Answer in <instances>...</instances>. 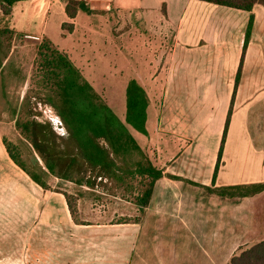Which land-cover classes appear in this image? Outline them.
Here are the masks:
<instances>
[{
	"label": "crops",
	"instance_id": "obj_1",
	"mask_svg": "<svg viewBox=\"0 0 264 264\" xmlns=\"http://www.w3.org/2000/svg\"><path fill=\"white\" fill-rule=\"evenodd\" d=\"M78 1L83 4L71 20L65 10V0H43L49 6L44 34L41 37L25 34V37H33L36 41L49 37L57 46L47 34L53 10L57 7L60 9L56 10L59 15L55 17V24L64 32L63 25L73 23L71 37L80 29L86 30L79 22L82 11L105 18H111L115 12L134 14L142 27L172 30L174 45L170 58L173 65L165 74V91L179 100H169L167 107L174 109L182 119L192 109L198 115L203 107V119L193 117L189 124H178L181 121L178 117L168 119L174 125L169 128L170 134L194 142L179 152L158 153L159 167L166 175L179 180L168 177L159 180L149 206L144 210L137 206L143 214L141 220L130 222H112V213L95 208L87 213L89 220L75 221L63 192L53 189L58 182L76 184L51 175L28 143L32 154L30 164L23 152L17 151L26 168L51 188L45 190L11 158L0 128V264H144L148 251L155 261L159 253L162 255L158 264H165L166 258L171 257L173 262L188 258L201 264L203 260L207 264H222L225 258L230 261L242 244L250 247L263 241L264 192L241 199L222 198L207 194L206 188L264 183V6L256 4L248 12L199 0ZM23 2L13 7L7 18L8 25ZM251 15L254 21L245 49ZM92 29H88L92 33L84 37L90 45L104 44L105 48H111V37L101 34L105 28ZM61 50L75 65V61L84 60L75 53L72 42L66 50ZM92 50H95L93 59L100 58L96 49ZM108 53L111 55L105 49V54ZM79 69L84 75L83 68ZM196 76L203 78L199 80ZM139 78L136 77L147 90V85ZM91 84L97 90L96 84ZM186 92H203V101L192 100V95L190 99H180ZM232 102L233 113L213 183ZM154 107L150 100L148 135L133 132L137 141L153 136L150 123ZM160 130L166 132L164 128ZM65 134L66 131L62 136ZM154 153L149 154L152 161H155ZM98 192L105 197L122 199ZM84 202L82 198L77 200L79 212ZM106 215L108 222L98 221ZM192 244L199 258L198 254L196 258L193 256ZM177 247H181L180 255Z\"/></svg>",
	"mask_w": 264,
	"mask_h": 264
},
{
	"label": "trees",
	"instance_id": "obj_2",
	"mask_svg": "<svg viewBox=\"0 0 264 264\" xmlns=\"http://www.w3.org/2000/svg\"><path fill=\"white\" fill-rule=\"evenodd\" d=\"M29 0H0V17L11 15L13 7ZM220 6L251 12L256 4L264 6V0H199ZM66 13L73 20L81 5L78 0H65ZM1 19V18H0ZM254 17L251 15L245 49L248 45ZM8 26V25H7ZM0 27V113H12L17 131L32 145L49 173L54 176L86 186L101 189L108 196L126 198L133 196L141 210L148 207L155 186L166 175L164 170L154 164L133 132L148 135V109L150 99L147 90L136 78H131L126 87V113L122 120L110 107L101 94L85 78L82 71L73 63L67 53L59 49L49 38H43L37 46L33 65L30 95L13 110V102L8 93L12 83L11 75L4 76L12 53L14 31ZM63 29L71 33L73 23H65ZM241 67L237 75V84ZM33 94V96H32ZM37 103L50 107L61 120L66 134L56 135L46 123L33 118ZM39 105V104H38ZM233 113V102L227 115L225 131L218 154L213 183H215L226 142L227 129ZM11 158L26 171L31 178L45 190H51L41 182L37 174L30 172L21 161L17 147L5 140ZM210 194L225 198H246L264 192V183L209 188ZM69 210L77 220V200L68 193ZM130 222V221H122ZM234 254L230 264H264V240L253 246H241Z\"/></svg>",
	"mask_w": 264,
	"mask_h": 264
},
{
	"label": "rangeland",
	"instance_id": "obj_3",
	"mask_svg": "<svg viewBox=\"0 0 264 264\" xmlns=\"http://www.w3.org/2000/svg\"><path fill=\"white\" fill-rule=\"evenodd\" d=\"M37 1L38 0H34L30 3H20L9 25L5 18L0 17V27L8 25L7 28L14 31L12 39V56L7 67L3 71L4 76L10 74L12 78V84L8 88V93L13 102V110L17 106H20L24 98L30 95V90L34 89L32 85L33 65L37 55V46L42 40L36 41L33 37L32 39H28L25 37V34L39 37L44 34V25L48 17L49 9L48 3L45 4L43 0L42 2ZM57 9L59 10L60 8L57 7ZM57 9L54 8L51 21H49L47 30L48 36H52L57 42V46L63 50H66L69 42H72L75 53L84 57V60L80 63L75 61L76 65L81 69L83 68L85 78L91 83L96 84L97 92L103 96L106 102L122 120L126 113V86L129 80L133 77H140L139 79L147 85V94L155 106L153 108V113L151 115L152 121L150 123V128L151 125H153L154 131L152 133L153 136L141 137L138 139V142L145 153L148 151L149 154H151L152 151H155L153 155L155 161L153 162L156 166L159 167V162L156 161L158 160V153L164 154L165 151H170L172 153L179 152L180 149L194 142L189 138H184L181 135L175 136L168 132L170 127H174L168 119L178 117L181 120L178 124H183V122L189 124L193 117L203 119V107L198 115L196 110L192 109L190 114L185 113L183 115V119L182 116L176 114L177 112L174 113V109L170 110V108L167 107L170 103L169 100H179L177 96L172 97L171 93L165 91L167 78L165 74L167 73V69L173 65V60L170 58L174 45V32L172 30L161 29L160 27H142L139 25L134 14L115 12L109 19L108 17L105 18L100 15H87L82 11L79 22L81 26L86 27V30L80 29V32H77L75 36L71 37L69 36V32L65 30L63 32L61 26L55 24V17L59 15V12H56ZM98 27L100 29L105 28L102 32L100 31L102 35L106 36V38L109 36L111 37V48L108 46L105 48L104 44L98 46L90 45L89 41L84 38L86 35L92 33L88 31V29L94 28L97 30ZM108 31L110 33H108ZM64 34L66 36H64ZM125 41H128V43ZM91 49H96L100 58L93 59L95 50L91 51ZM105 49L110 51L111 55L109 53L105 54ZM152 73L155 74L151 77L147 75H151ZM195 78L202 80L203 77L196 76ZM28 80L29 82L27 85L26 82ZM190 96L192 100L200 99L203 101V92H186L183 93L180 99H190ZM37 100L38 99L35 97L32 98V102L35 103V114L33 118L48 124L56 135L62 136L66 130H62L64 126L61 120L50 107H46L40 103L36 105ZM164 101L165 103H163ZM2 106L3 105L0 106V111L3 108ZM13 118L12 113H0L1 131L4 133L8 142L10 141L17 149L23 152L26 162L29 163L32 155L30 154L29 142L17 131L13 123ZM162 118L164 119L163 121ZM60 124H62V126ZM161 128L166 129V132H161ZM58 183L57 185L55 184L56 187L53 190L68 193L73 196L74 200L80 198L85 199L81 209L82 212L78 210L77 214L78 221L80 222L89 220L86 215L88 212L90 213L93 208L102 212L108 211L112 213V222L125 220L136 221L142 218V211L138 210L137 205L134 203L135 199L131 195L127 196L125 199H113L101 195L98 192L101 191V189L90 191L84 190L78 185L62 182ZM207 194L210 195L209 192H207ZM120 214L126 216H118ZM107 215L106 218H100L98 221L108 222L109 219H107ZM241 246H247V243ZM195 247V244H192L190 249L192 248L194 250L193 256L196 258V254H198L197 258H199V252L195 251ZM238 249L233 255L239 253ZM177 250V254L180 255L179 251L181 247H177ZM145 255L144 264H158L160 260L159 257H162L159 253L156 257L157 261H155L154 255L149 253V251L145 253ZM225 256L227 257L228 254ZM171 258H166L164 263L201 264L200 261H195L193 259L188 260V258L173 262ZM203 264H207L206 261L203 260ZM222 264H230V261L227 262V258H225Z\"/></svg>",
	"mask_w": 264,
	"mask_h": 264
},
{
	"label": "built area",
	"instance_id": "obj_4",
	"mask_svg": "<svg viewBox=\"0 0 264 264\" xmlns=\"http://www.w3.org/2000/svg\"><path fill=\"white\" fill-rule=\"evenodd\" d=\"M62 126V124H60ZM62 130H65L64 127H62Z\"/></svg>",
	"mask_w": 264,
	"mask_h": 264
}]
</instances>
